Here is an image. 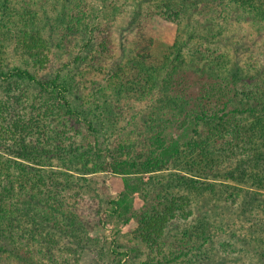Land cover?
<instances>
[{"label": "trees", "instance_id": "trees-1", "mask_svg": "<svg viewBox=\"0 0 264 264\" xmlns=\"http://www.w3.org/2000/svg\"><path fill=\"white\" fill-rule=\"evenodd\" d=\"M132 220L114 264H264V0H0V264Z\"/></svg>", "mask_w": 264, "mask_h": 264}, {"label": "rangeland", "instance_id": "rangeland-1", "mask_svg": "<svg viewBox=\"0 0 264 264\" xmlns=\"http://www.w3.org/2000/svg\"><path fill=\"white\" fill-rule=\"evenodd\" d=\"M120 26L116 27L113 38L116 40L119 39L124 45L125 48H129L130 44L128 43L129 33H127L123 24H119ZM149 30L150 33L156 39V44L154 46L157 53H160L162 50L166 49L171 43V38L174 33V28L166 24L165 22L159 20H153L149 23ZM125 59V58H124ZM54 169V167L52 168ZM93 180L97 181L98 183H102L103 181L107 180L110 188L108 192L111 197L116 196L122 190V183L121 179L118 177H108L105 174H96L91 176ZM92 186V185H91ZM93 189V186H92ZM97 190H99V185H97ZM133 205L136 212H138L142 206V201L139 198V195L135 194L133 196ZM135 228V222L132 220L128 225L123 226L122 224L114 221L113 223H108L103 226H99L95 228V230L91 234L92 243L91 248L88 252H84V260L82 264H114L117 258L116 256L110 255L109 250H114L115 248L113 245L116 244L114 240H117V231L123 236L128 235L133 229ZM63 246L65 243L62 242ZM251 249V247H249ZM121 250H117L119 253ZM242 258L230 259L223 261L221 258H218L216 262H211L212 264H236L235 260H241L247 263V258L243 253ZM253 256V255H252ZM249 257V256H248ZM255 259V258H254ZM253 260V259H252ZM231 261V262H229ZM254 261V260H253Z\"/></svg>", "mask_w": 264, "mask_h": 264}]
</instances>
